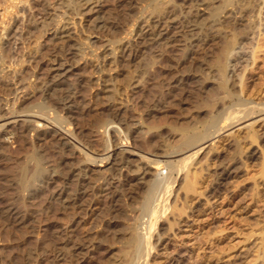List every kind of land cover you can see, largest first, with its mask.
Here are the masks:
<instances>
[{
  "label": "rangeland",
  "instance_id": "1",
  "mask_svg": "<svg viewBox=\"0 0 264 264\" xmlns=\"http://www.w3.org/2000/svg\"><path fill=\"white\" fill-rule=\"evenodd\" d=\"M79 1L0 0V76L27 72L19 91L0 103V125L14 131L11 118L37 117L39 128L49 130L62 113L45 100L39 86L52 61H63L52 54L38 63L35 59L52 48L59 26L71 34L67 49H80L73 72L67 74L79 92L76 109L64 124L76 135L79 150L63 153L52 141L38 143L35 135L11 137L0 150V264H76L73 245L87 246L78 255L90 264H116L125 239L137 231L139 205L156 179L160 188L170 187L171 207L155 228L150 264H264V28L253 38L249 28L257 19L235 13L223 0H101L92 23L82 15ZM216 12L220 36L213 28ZM96 17L106 26L102 31L95 28ZM163 31L169 38H160ZM145 33L151 42L141 44ZM231 37L237 39L235 52L248 59L232 75L227 98L219 87L217 64ZM185 54L194 56L184 60L188 65L182 64ZM171 75L187 76L188 85L171 88ZM45 102L40 112L37 106ZM244 104L256 114L235 127L222 122L224 129L199 153L179 150L183 129L204 130L212 115L235 118ZM110 105L129 110L134 121H117L106 112ZM111 122L122 128L116 137L106 132ZM36 158L38 165L48 167L47 174L32 189L20 188V175L31 177ZM86 158L96 163L87 166ZM124 158L128 161L121 164ZM49 172L54 179L49 180ZM186 174L195 182V193L186 192ZM111 186L134 195L118 203L123 214L109 213L105 193ZM60 189H65L61 195ZM79 191L91 206L75 224L63 202ZM12 201L20 205L18 213H4Z\"/></svg>",
  "mask_w": 264,
  "mask_h": 264
},
{
  "label": "bare ground",
  "instance_id": "2",
  "mask_svg": "<svg viewBox=\"0 0 264 264\" xmlns=\"http://www.w3.org/2000/svg\"><path fill=\"white\" fill-rule=\"evenodd\" d=\"M61 3L64 2V0H60ZM193 2H202V0H192ZM81 6H82V12L79 13L82 14L83 16H86V18H89V22L92 23V21H90V19L95 16L98 12H100V9L102 8V4H101V0H81L79 1ZM224 4L226 7H231L235 10H237V12L241 11L243 13H248L250 14V16L252 15V18L254 17V19H257V23L254 22L255 26L249 28L250 31L252 32V37L253 34L256 35L257 33L261 32L264 28V0H248L247 2H245V4L241 5V4H235L234 0H223ZM65 3V2H64ZM63 3V4H64ZM121 3V2H120ZM76 5V4H75ZM74 5V6H75ZM68 6V5H67ZM73 6V5H72ZM73 6V7H74ZM76 7V6H75ZM245 7V8H244ZM66 8V7H65ZM81 8V7H79ZM45 9V8H44ZM78 9V8H77ZM217 13L216 12L214 14V25L213 28L215 29V31H217V34L220 36L221 32H220V22L217 19ZM234 13V12H233ZM236 13V11H235ZM258 13V14H257ZM242 14V13H241ZM255 14V16H254ZM257 14V15H256ZM243 15V14H242ZM81 16V15H80ZM244 15H243V19H244ZM85 18V17H84ZM96 17V21H97ZM251 18V17H250ZM249 18V19H250ZM95 19V18H94ZM100 19V18H98ZM245 20V19H244ZM237 21V20H236ZM94 22V21H93ZM238 22V21H237ZM247 22V21H246ZM245 23V21H244ZM104 23L101 22L99 20V22L97 21V24L95 25V28L97 30H101L104 29ZM236 24V23H235ZM250 24V23H249ZM93 25V24H92ZM193 25V24H192ZM234 25V24H233ZM237 25V24H236ZM244 25V24H242ZM252 25V24H251ZM64 26V25H63ZM94 26V25H93ZM92 26V27H93ZM32 30L36 29V26H31ZM57 27V26H56ZM60 27V26H59ZM56 28L54 34L51 37V40H53V45L52 48H47L48 50L45 52H42L36 59L35 62L40 59H42V57L47 56L49 54H52V56L54 58H56L57 56H61L62 59V63L57 62L56 59L52 61L53 65L51 68H49L48 73L45 75L43 81L41 82L40 86H39V92H41L43 94V96L46 99H49L48 102L51 100L53 106H55L58 110H60V115L56 116V119H53L57 122L50 124L51 128L49 130H41L39 128V125L37 124L39 121V119L37 117L31 118V119H21L19 117H14L11 118V123L10 125L12 126L13 124H15V130L12 131L5 128L4 124L0 125V150L4 147V143H6L5 141H7V139L9 140L11 137L13 138H18L19 140H27L29 135H35L36 136V141L38 143L41 142H46V141H52L57 148L62 151L63 153H65L66 151H70L73 149L79 150V142L76 139V135L75 134H71L70 131H66L64 124L67 125L69 123H67L68 117L70 118V116L72 114L75 113V103L76 101V95L79 94V92L76 91V88L74 87L73 84L68 82V77L67 74L72 73L73 69L75 68L73 63L75 61V57H77L78 55L76 54L77 52H79L80 49L78 48H73L72 49H67V46L65 45L70 37V33L68 32V30L65 27H60V28ZM249 27V25H248ZM263 27V28H262ZM235 28V27H234ZM239 28V27H238ZM236 29V28H235ZM262 29V30H261ZM160 30V29H159ZM211 30V29H210ZM239 30V29H238ZM243 30V29H242ZM256 30V31H255ZM100 31V32H101ZM173 31V30H172ZM236 31V30H233ZM244 31V30H243ZM211 32V31H210ZM237 32V31H236ZM160 33V32H159ZM205 33V32H204ZM248 33V32H247ZM177 34V33H176ZM190 34V33H189ZM194 34V33H193ZM197 34V33H196ZM214 34V33H213ZM243 34V33H242ZM261 34V33H260ZM149 35V34H148ZM148 35H143L141 38L140 43L141 44H148V42L150 41V39H148ZM152 35V34H151ZM154 35V34H153ZM239 35V34H238ZM237 35V36H238ZM158 36V34L156 35ZM160 38H169V34L167 32H162V34H160ZM213 35H211L212 37ZM226 36V35H225ZM233 36V35H231ZM245 36H246V32H245ZM153 37V36H152ZM218 37V36H217ZM257 37V35L255 36ZM150 38V37H149ZM156 38V37H155ZM154 38V39H155ZM174 38V37H173ZM229 38V36H228ZM238 38V37H237ZM254 38V37H253ZM72 39V38H71ZM159 39V38H158ZM210 39V38H209ZM236 39V38H235ZM235 39H232V37L230 38V40H226L225 43V47L222 51L220 60L217 64V76H219V78L221 79L220 83H219V87L222 90L226 91V97L229 98L231 97V93L227 92L228 89V84H230L232 81L231 77L232 75L235 73V70L238 66L239 63H241V61H245L248 59L246 58L244 60V57L246 56H242L240 54V52L236 51L235 52V45H236V41H234ZM242 39H245L242 38ZM241 39V40H242ZM251 39V38H250ZM152 40V39H151ZM171 40V39H170ZM196 40V39H195ZM199 40H201L199 38ZM198 40V42H199ZM237 40V39H236ZM240 40V37H239ZM254 40V39H253ZM73 41V40H72ZM154 41V40H153ZM208 41V40H207ZM243 41V40H242ZM241 41V42H242ZM249 41V39H248ZM51 42V41H50ZM151 42V41H150ZM210 42V41H209ZM208 42V44H209ZM238 42V41H237ZM192 43V42H191ZM189 44V43H188ZM194 44V43H193ZM192 44V45H193ZM199 44V43H198ZM201 44V43H200ZM239 44V43H237ZM245 44V42L241 45L240 50H242L243 45ZM197 45V44H196ZM205 45V44H204ZM62 46V47H61ZM148 46V45H147ZM245 46V45H244ZM3 47V45H2ZM195 47V44H194ZM200 47H202V45H200ZM71 48V45H70ZM238 48V47H237ZM236 48V49H237ZM244 48V47H243ZM191 52V51H190ZM186 53V52H185ZM189 53V52H188ZM245 53V52H244ZM38 54V53H37ZM196 54V53H195ZM194 54V55H195ZM243 54V53H242ZM255 54V51H254ZM253 54V56H254ZM249 55V54H248ZM80 56V55H79ZM193 56V55H192ZM36 57V55H35ZM189 54H185L183 57V61L182 64H185L186 61H184L185 59H189ZM191 58H194L191 57ZM190 58V59H191ZM254 59V58H253ZM41 62V60L39 61ZM56 62V63H55ZM181 63V61H178ZM188 62V60H187ZM38 63V62H36ZM247 63V62H246ZM75 64V63H74ZM181 64V65H182ZM187 64V63H186ZM188 65V64H187ZM4 66V65H3ZM2 66V67H3ZM67 66L69 67V70L66 71ZM186 66V65H185ZM184 67V66H183ZM178 68V67H177ZM184 69V68H183ZM5 70V69H3ZM2 70V71H3ZM1 71V70H0ZM178 71V70H176ZM4 72V71H3ZM2 74V73H1ZM17 74V73H16ZM15 74V75H16ZM21 74V73H20ZM13 76L9 77L7 76L6 78H4L3 76H0V93L3 94V96L0 98V103H2L5 99L4 96H9L15 89V92L19 91L18 88V84L21 80H25L24 78L27 76V72H24L23 74H21V76ZM174 75V74H173ZM172 76V75H171ZM176 76V75H175ZM174 76V77H175ZM234 76V75H233ZM173 77V76H172ZM172 78L170 83V87L171 88H176L178 87V89H180L181 87H185L188 85V81L190 79H188L187 76H182V77H177V78ZM191 78V77H189ZM240 80V79H239ZM242 80V79H241ZM240 80V81H241ZM77 82H79L80 84H82V80L78 79ZM230 82V83H229ZM22 83V81H21ZM178 84V86H177ZM241 84V83H240ZM21 86H23V84H20ZM173 85V86H172ZM235 86V84H234ZM233 86V87H234ZM239 86V85H238ZM242 86V85H241ZM240 87V86H239ZM170 88V89H171ZM231 88V87H230ZM169 89V90H170ZM203 89V88H202ZM78 90V89H77ZM186 90V89H185ZM172 93V92H171ZM209 95L211 98L214 97V92L210 91ZM11 96V95H10ZM171 98L173 97V95H170ZM174 98V97H173ZM158 100V99H157ZM159 102V101H158ZM5 103V102H4ZM244 102L242 101V104ZM46 102L43 104H40L38 107V110L40 112H43L46 109ZM246 104H244L243 109H241L239 116L235 117V118H231V117H227L225 119H223L222 115H218V116H214L212 115L208 121L207 126L205 127L204 130H197L198 127H194V129H190L192 126H190V128H185L183 129L182 133H181V138L179 140V144H178V148L179 150H183V151H191L196 149V153H199L203 150L204 146L213 141L212 137L215 136L216 134L220 133L222 129H220V124L225 120H228L227 122H229L230 126H237L238 122H242L244 119H247L251 116H253L254 113L253 110H249V108H247L245 106ZM8 106V105H6ZM247 109V110H246ZM5 111V109H4ZM106 112L109 114H114L115 119L117 121H122L124 118L126 121L130 120V121H134V115L129 111V110H125L122 107H117V106H108L106 108ZM14 115V113H13ZM44 115V113H43ZM66 115V116H65ZM264 116V115H263ZM262 116V117H263ZM260 118V116H258ZM258 117H252V118H258ZM121 119V120H120ZM261 119V118H260ZM10 121V120H9ZM226 122V121H225ZM122 123V122H121ZM124 124V123H122ZM126 124V123H125ZM124 124V125H125ZM190 125V124H189ZM224 126V125H223ZM197 128V129H195ZM120 129V126H118L116 124V122H111L108 125V128H106V132L110 135H112L113 137H116V134L118 133V130ZM122 130V128L120 129ZM119 130V131H120ZM121 133V132H120ZM119 134V133H118ZM110 138V137H109ZM253 139V141H255V136L252 135L251 137ZM116 139V138H115ZM24 142V141H23ZM27 143V142H26ZM2 151V150H1ZM81 151V150H80ZM71 152V151H70ZM133 154V153H132ZM36 156V155H35ZM111 155H109L107 158L105 159H110ZM38 158V157H37ZM36 158L37 160V166L34 168V173L31 175V177H27L26 173L23 172L20 176V181L22 183V186H20V188L22 187L23 189H32V185L35 181H37L40 177H43V173L45 172L44 170L47 169L48 167H44L42 168L39 164V160ZM87 161H89L86 165L87 166H92L96 163V161L90 159V158H86ZM2 161V160H1ZM128 161L127 158H124L122 160L121 164H125ZM159 165V163H158ZM51 172V171H50ZM49 172V173H50ZM90 172V171H89ZM48 173V174H49ZM52 173V172H51ZM49 174V180H52V178L56 175H52ZM56 173V172H55ZM45 174H47L45 172ZM196 175H194L195 177ZM46 178L48 176H45ZM45 178V179H46ZM54 179V178H53ZM186 181L185 182V189L187 193H195V182H191L187 179V174L186 177L184 178ZM19 181V182H20ZM46 181V180H45ZM136 180H131L129 185H131L132 182H134ZM18 182V184H19ZM41 182V181H40ZM42 183V182H41ZM137 183V182H136ZM134 183V184H136ZM48 184V183H47ZM110 184V183H109ZM140 184V183H137ZM128 185V184H127ZM126 185V186H127ZM36 186V185H35ZM40 186V184H39ZM38 186V187H39ZM46 186V185H45ZM136 186V185H135ZM7 187V186H6ZM36 186V188H38ZM44 187V186H43ZM108 187V186H107ZM133 187V185L131 186V188ZM137 187V186H136ZM35 188V187H34ZM35 188V189H36ZM40 188H42V186H40ZM135 188V187H134ZM139 188V187H137ZM130 189V188H129ZM133 189V188H132ZM5 190V189H4ZM39 190V188L37 189ZM35 190V192L37 191ZM43 190V189H42ZM65 190V189H64ZM64 190H59L58 192L64 193ZM26 191V190H25ZM74 191V190H73ZM5 192V191H4ZM68 192V191H67ZM106 192V191H105ZM40 193V192H39ZM66 193V192H65ZM72 193V192H71ZM69 192V194H71ZM87 193V192H86ZM104 193V192H103ZM3 194V191H2ZM34 194V193H33ZM33 194L31 193L28 194L30 196V199H32ZM105 202L106 204L109 206V213H119V214H123L121 209H118V203L121 201V199L123 197H127L128 198H133L134 195H132V192L130 193L127 192V190H119L118 187H114L111 186L108 190L107 193H105ZM159 194V195H158ZM170 187L165 186L163 188H160L158 186V180L156 179L154 182L150 183L148 191L146 193V195L143 197V201H141L139 208H140V215L141 218L138 216L139 218V226L137 227V231L135 230V232H133L131 235H129L126 239H125V246L124 249L121 253V255L119 256L116 264H150V258H151V254L152 251L154 250L155 246H154V242L153 241V234L154 232H156L155 228L158 224V222L164 218L167 212V210L170 209V205L169 201H170ZM84 192H74V194L69 195L67 198V200H64V208L66 209V213L71 219L75 220L73 223L77 222L78 218L77 216H79L82 212H86L88 209H90L91 204L90 203H86V201L84 200L85 198ZM104 196V195H103ZM102 196V197H103ZM87 197V196H86ZM89 197V195H88ZM98 200V199H97ZM123 200V199H122ZM14 201V200H13ZM12 201V203L8 204L6 206V210L4 211V213H8V214H12L15 215L16 213H18L19 209H20V205L14 203ZM89 201V200H88ZM87 201V202H88ZM104 201V200H103ZM11 202V201H9ZM90 202V201H89ZM97 202V201H96ZM18 203V202H17ZM102 203V202H101ZM94 204V202H93ZM98 205V204H97ZM101 205V204H100ZM105 205V204H104ZM106 205V206H107ZM119 205H121L119 203ZM23 206V205H22ZM21 206V207H22ZM93 206V205H92ZM95 208V207H94ZM103 208V207H102ZM93 209V208H92ZM136 209V208H135ZM24 210V209H23ZM95 210V209H93ZM138 210V209H137ZM21 211V210H20ZM89 211V210H88ZM91 211V210H90ZM170 211V210H169ZM168 211V212H169ZM103 212V211H102ZM173 212V209H172ZM20 213V212H19ZM25 213V212H24ZM96 213V212H95ZM106 213V212H105ZM108 213V212H107ZM170 214H172L171 212H169ZM92 214V213H91ZM95 215V214H94ZM98 214H96L97 217ZM100 215V214H99ZM174 215V214H173ZM5 216V215H4ZM89 217L91 215H88ZM7 217V216H6ZM22 217V216H21ZM99 217V216H98ZM174 217V216H173ZM20 219V218H19ZM169 219V217H168ZM13 220V219H12ZM11 220V221H12ZM167 220V219H166ZM16 221V218H15ZM80 221V219H79ZM6 222V221H5ZM9 222V221H8ZM161 222V221H160ZM13 223V222H12ZM136 223V222H135ZM138 223V222H137ZM76 224V223H75ZM76 226V225H75ZM78 226V223H77ZM73 227V226H72ZM172 227V226H171ZM132 228V227H131ZM133 230V229H132ZM158 230V229H157ZM72 232V231H71ZM129 234V233H128ZM55 237H53L54 239ZM72 238V237H71ZM76 238V237H75ZM70 239V238H69ZM73 239V238H72ZM68 240V239H67ZM71 240V239H70ZM80 240V238H79ZM56 242V240H54ZM69 241V240H68ZM72 241V240H71ZM107 241V240H106ZM44 242V241H43ZM54 242V243H55ZM83 242V241H82ZM158 242V241H157ZM49 243V242H48ZM47 243V245H48ZM73 243V241H72ZM76 244V243H75ZM84 244V243H83ZM86 244V243H85ZM102 244V243H101ZM45 245V244H44ZM51 245V243L49 244ZM68 245V244H67ZM72 245V244H71ZM86 245H73L72 250H73V257L76 258V264H90L86 259L81 258L78 255L79 250H81L82 248L85 249ZM44 247V246H43ZM91 247V246H90ZM80 258H79V257ZM92 264V263H91Z\"/></svg>",
  "mask_w": 264,
  "mask_h": 264
}]
</instances>
